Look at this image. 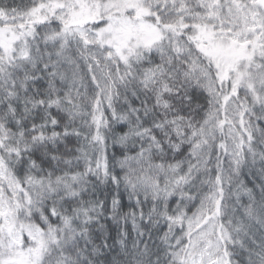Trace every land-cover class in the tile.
Masks as SVG:
<instances>
[{
	"label": "snow or ice",
	"instance_id": "obj_1",
	"mask_svg": "<svg viewBox=\"0 0 264 264\" xmlns=\"http://www.w3.org/2000/svg\"><path fill=\"white\" fill-rule=\"evenodd\" d=\"M0 264H264V0H0Z\"/></svg>",
	"mask_w": 264,
	"mask_h": 264
},
{
	"label": "trees",
	"instance_id": "obj_2",
	"mask_svg": "<svg viewBox=\"0 0 264 264\" xmlns=\"http://www.w3.org/2000/svg\"><path fill=\"white\" fill-rule=\"evenodd\" d=\"M240 180L243 181L248 187H252V179L251 177L247 174V172H245L244 174H242L240 176ZM243 202L247 203V199L246 197L243 198ZM125 203L127 204V201H125Z\"/></svg>",
	"mask_w": 264,
	"mask_h": 264
}]
</instances>
